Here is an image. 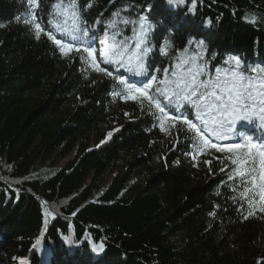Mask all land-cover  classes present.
<instances>
[{
    "label": "trees",
    "instance_id": "trees-1",
    "mask_svg": "<svg viewBox=\"0 0 264 264\" xmlns=\"http://www.w3.org/2000/svg\"><path fill=\"white\" fill-rule=\"evenodd\" d=\"M231 74L260 139L264 0H0V264H264L261 156L192 127Z\"/></svg>",
    "mask_w": 264,
    "mask_h": 264
},
{
    "label": "rangeland",
    "instance_id": "rangeland-1",
    "mask_svg": "<svg viewBox=\"0 0 264 264\" xmlns=\"http://www.w3.org/2000/svg\"><path fill=\"white\" fill-rule=\"evenodd\" d=\"M103 43V49L105 50L106 46L104 45L106 44ZM104 50L101 54V59L104 63H107L110 60V56L109 53ZM91 57H93V55ZM125 61L128 62L129 59L125 58ZM159 85H161L159 93L166 98H169L170 93L164 88V86H162L164 84L160 83ZM215 85L217 86H215L216 92L214 93V98L207 101L200 107L203 116L199 117L197 120L194 118L192 124L198 131L201 132L203 140L206 143L209 145H214V147L219 149V151H223L222 149L224 147H228V145L233 144L231 142L234 137L230 136L229 134L227 135V130L221 128L220 126L223 124L225 126L224 128H233L234 125L239 122V120H241V125L245 124L248 120L247 114L240 112L239 109L234 106V101L240 98L239 89L242 87L241 77L231 74L228 76V78L222 79ZM114 127L117 128L115 122ZM248 139L249 138L246 135H238L239 143L240 141H246ZM259 151L264 152V149L259 148ZM190 159L191 157H188L183 159V161ZM259 179L261 184L264 186V162L262 163V170Z\"/></svg>",
    "mask_w": 264,
    "mask_h": 264
},
{
    "label": "bare ground",
    "instance_id": "bare-ground-1",
    "mask_svg": "<svg viewBox=\"0 0 264 264\" xmlns=\"http://www.w3.org/2000/svg\"><path fill=\"white\" fill-rule=\"evenodd\" d=\"M104 44V43H103ZM105 46V45H104Z\"/></svg>",
    "mask_w": 264,
    "mask_h": 264
}]
</instances>
